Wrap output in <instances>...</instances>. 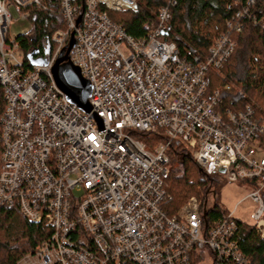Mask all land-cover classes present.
Wrapping results in <instances>:
<instances>
[{
    "label": "built area",
    "instance_id": "2783aa9c",
    "mask_svg": "<svg viewBox=\"0 0 264 264\" xmlns=\"http://www.w3.org/2000/svg\"><path fill=\"white\" fill-rule=\"evenodd\" d=\"M140 1L61 0L67 30L57 39L73 33L70 61L92 86L93 111L85 115L58 91L52 74L25 71L15 55L20 46L9 45L20 37L9 28L17 19L10 8L24 21L26 8L39 0H0V82L7 104L0 209H18L53 230L21 264H192L201 253L206 264H250L235 241L236 209L210 227L195 198L173 218L162 210L168 151L176 141L208 176L225 170L231 184L255 182L247 199L257 206L253 228L264 241L263 130L250 107L226 118L217 114L221 94L210 95L207 81L236 44L225 35L207 57L182 60L176 45L164 40L169 9L148 38L135 40L105 11H135ZM257 1L248 0L247 7ZM140 136L160 143L149 150Z\"/></svg>",
    "mask_w": 264,
    "mask_h": 264
},
{
    "label": "trees",
    "instance_id": "16d2710c",
    "mask_svg": "<svg viewBox=\"0 0 264 264\" xmlns=\"http://www.w3.org/2000/svg\"><path fill=\"white\" fill-rule=\"evenodd\" d=\"M85 0H81V5ZM248 0H142L134 12H107L114 24L121 26L127 35L142 40L157 27L162 9H169L171 20L166 40L176 44L182 60L206 57L215 41L234 27H241L240 33L232 34L237 47L228 63L218 72H209V94L219 91L221 103L216 112L223 117L237 114L253 104L256 120L264 127V0H259L248 9V15L237 19L246 10ZM32 29L20 40L21 51L26 56V68L32 69L28 61L33 56L38 61H47L54 52L52 38L55 33L66 30L61 15V0H39V7L29 8ZM228 84L231 91H223ZM6 103L0 85V122ZM1 132V124H0ZM138 139L153 150L160 143L158 139L140 136ZM264 155V134L260 138ZM4 152L0 139V173ZM170 164L165 179L166 199L162 210L173 218L186 204L195 198L205 214V225L226 219L227 214L218 205L209 207L213 183L194 161L191 152L181 142H173L168 151ZM256 188L255 182L242 183ZM217 200V195L214 193ZM264 203V191L262 193ZM239 226L235 241L250 264H264V241L256 234L253 226L237 221ZM53 235V230L44 223H33L18 209H0V264H21L33 255ZM88 249L96 253L92 244ZM205 253L194 254L192 264H206Z\"/></svg>",
    "mask_w": 264,
    "mask_h": 264
},
{
    "label": "bare ground",
    "instance_id": "6f19581e",
    "mask_svg": "<svg viewBox=\"0 0 264 264\" xmlns=\"http://www.w3.org/2000/svg\"><path fill=\"white\" fill-rule=\"evenodd\" d=\"M86 1V0H85ZM85 1H83V2H85ZM142 1V0H141ZM140 1V2H141ZM239 1V0H238ZM259 1V0H258ZM257 1V2H258ZM139 2V3H140ZM248 2V1H247ZM139 3H138V5H139ZM83 4V3H82ZM10 5H13V3H10ZM138 5H137V9H138ZM32 7H39V5H30V6H28L27 8H26V11L29 13V18L28 19H26V20H24V21H20V20H18V14H17V12L14 10V8L13 7H11L10 8V11L11 12H13L15 15H16V20H13V21H11L10 23H9V28H11V29H17V28H19V25L20 24H22L23 25V28H19V29H21L22 30V32L21 33H30V31H31V29H32V26H31V22H30V20H31V18H32V14H31V12L29 11V8H32ZM251 8V7H250ZM136 9V10H137ZM165 9H167V8H165ZM249 9V8H248ZM135 10V11H136ZM163 10V9H162ZM161 10V11H162ZM109 10H106L105 11V13L107 14V12H108ZM245 11V10H244ZM243 11V12H244ZM109 12H115V11H109ZM126 12H134V11H123V12H115V13H126ZM161 13V12H160ZM80 14H82V11H81V13ZM81 16V15H80ZM79 16V19H80V22H81V17ZM107 16H108V14H107ZM159 16H160V14H159ZM63 18V17H62ZM109 18V17H108ZM79 19H78V21H79ZM110 20V19H109ZM158 20H159V17H158ZM111 21V20H110ZM65 22V21H64ZM79 22V23H80ZM78 23V24H79ZM113 23V22H112ZM114 24V23H113ZM116 25V24H115ZM158 25V24H157ZM118 26V25H117ZM119 27H121V26H119ZM228 27H229V24H228ZM122 28V27H121ZM237 28H239V27H234L233 26V29H231V31L228 33V34H224V35H222V36H225V35H228L230 38H231V40L235 43V41L233 40V38H232V34H234V33H240V32H237L236 30H237ZM242 29V28H241ZM66 30H67V28H66ZM65 30V31H66ZM243 30V29H242ZM242 30H241V32H242ZM125 31V30H124ZM154 31V30H153ZM152 31V32H153ZM14 32V31H13ZM59 32H64V31H59ZM126 32V31H125ZM151 32V33H152ZM58 33V32H57ZM57 33H55V35L53 36V38H52V42H53V44H54V46H55V50H54V52L50 55V58H49V60H47V61H38V60H36V59H34V57L33 56H29L28 57V61L31 63V67H32V69H29V68H26V56H25V54L21 51V47H20V51L21 52H18V51H16L15 52V55H16V57H17V59L19 60V62H20V65L21 66H24V70L25 71H33V70H36L39 74H40V76H48V75H50V74H52V80H53V83H54V85L56 86V84H55V81H54V78H53V69H54V67L56 66V64H57V62L59 61V59L61 58V57H63V56H65L66 55V53H67V50L69 49V47H70V40H71V36L73 35V33L70 35V37H69V39L67 40V38H65V39H63L62 41H59L58 39H57ZM150 33V34H151ZM127 34V33H126ZM149 34V35H150ZM18 35V34H17ZM28 35V34H27ZM26 35V36H27ZM149 35H148V37H149ZM26 36H21V34H20V37L18 38V41H17V43H9V45L10 46H12V47H15V46H21V42H20V40L22 39V38H25ZM221 36V37H222ZM147 37V38H148ZM164 40H166V38L168 37V25H167V32L166 33H164ZM221 37H219L216 41H215V43H214V45L216 44V42L221 38ZM222 38H224V37H222ZM146 39V38H145ZM74 41H75V38H74ZM236 44V43H235ZM75 45V44H74ZM176 45V44H175ZM213 45V46H214ZM213 46L211 47V49L213 48ZM177 47V46H176ZM236 47H237V45H236ZM210 49V50H211ZM74 50H75V47L73 46L72 48H71V50H70V53H69V55H68V57H69V60H70V55L71 54H73L74 53ZM210 50H209V52H210ZM209 52H208V54H209ZM208 56V55H207ZM206 56V57H207ZM197 57H201V56H197ZM197 57H194V58H197ZM181 58V57H180ZM193 58V59H194ZM201 58H205V57H201ZM232 58V57H231ZM230 58V59H231ZM70 63H71V61H70ZM228 63V62H227ZM226 63V64H227ZM72 64V63H71ZM225 64V65H226ZM73 65V64H72ZM224 65V66H225ZM74 66V65H73ZM223 66V67H224ZM75 67V66H74ZM222 67V68H223ZM44 68H46L47 69V72H43L42 70L44 69ZM76 68H78V67H76ZM221 68V69H222ZM79 69V68H78ZM220 69V70H221ZM80 70V69H79ZM220 70H217V71H210V72H218V71H220ZM81 72V71H80ZM81 75H82V73H81ZM83 77V76H82ZM207 77H208V75H207ZM83 79H85L84 77H83ZM86 80V79H85ZM87 81V80H86ZM208 81V80H207ZM89 82V81H88ZM90 83V82H89ZM209 83V82H208ZM0 85H1V82H0ZM91 85V84H90ZM226 86H230L231 87V89L233 88V85H231V84H228V85H226ZM225 86V87H226ZM1 87H2V85H1ZM92 87V86H91ZM225 87H224V89H225ZM56 88H57V86H56ZM2 89H3V87H2ZM58 89V88H57ZM210 89V88H209ZM223 89V91L225 92V90ZM58 91L59 92H61L59 89H58ZM231 91V90H230ZM217 92H219V91H217ZM229 92V91H228ZM3 93H4V90H3ZM91 93H92V91H91ZM216 93V92H215ZM61 94H63L62 92H61ZM221 94V93H220ZM64 95V94H63ZM221 96V95H220ZM65 97V96H64ZM66 98V97H65ZM90 98H91V96H90ZM221 98V97H220ZM4 99H5V93H4ZM67 100V99H66ZM68 101V100H67ZM5 103H6V101H5ZM220 103H221V99H220ZM89 104H90V99H89ZM72 105V104H71ZM74 106V105H73ZM91 106V105H90ZM6 107H7V104H6ZM76 107V106H75ZM251 108L253 111H254V117H253V120L258 124V126L263 130V132H262V134L259 136V142H260V138L262 137V135L264 134V127H262L261 126V124L256 120V117H255V114H256V108L254 107V105L253 104H251V105H249V106H247V108ZM77 108V107H76ZM247 108H246V110H247ZM78 109V108H77ZM79 110V109H78ZM245 110V111H246ZM5 111H6V109H5ZM5 111H4V114H5ZM80 111V110H79ZM245 111H243V112H245ZM81 112V111H80ZM243 112H241V113H243ZM241 113H237V114H241ZM4 114H3V116H4ZM218 114V113H217ZM229 114H233V113H229ZM3 116H2V118H3ZM223 117V116H222ZM223 118H226V117H223ZM1 121H2V119H1ZM0 124H1V122H0ZM0 134H1V132H0ZM260 144V143H259Z\"/></svg>",
    "mask_w": 264,
    "mask_h": 264
},
{
    "label": "rangeland",
    "instance_id": "374dc122",
    "mask_svg": "<svg viewBox=\"0 0 264 264\" xmlns=\"http://www.w3.org/2000/svg\"><path fill=\"white\" fill-rule=\"evenodd\" d=\"M19 28H23V25L20 24ZM19 28L11 30L20 35L22 30ZM211 180L213 183V191L208 199L209 207L218 204L228 216L236 209L234 219L249 226H253L255 224L253 217L257 210V206H255L251 200L247 199L252 192L251 189L242 183L231 184L225 179L224 175L221 174L211 176ZM214 193L217 195V200Z\"/></svg>",
    "mask_w": 264,
    "mask_h": 264
},
{
    "label": "water",
    "instance_id": "95a60500",
    "mask_svg": "<svg viewBox=\"0 0 264 264\" xmlns=\"http://www.w3.org/2000/svg\"><path fill=\"white\" fill-rule=\"evenodd\" d=\"M74 44V35H72L66 55L59 59L53 69V78L57 88L64 94L68 102L76 106L83 114L90 115L93 111L89 104L92 87L88 81L83 79L80 70L70 63L68 57ZM94 118L102 129L101 120L96 115ZM219 174L224 175L225 170H221Z\"/></svg>",
    "mask_w": 264,
    "mask_h": 264
}]
</instances>
